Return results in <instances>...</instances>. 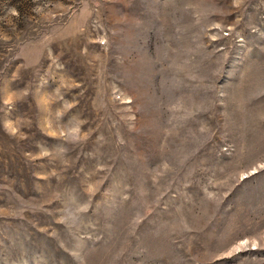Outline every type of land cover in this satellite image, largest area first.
<instances>
[{
	"label": "rangeland",
	"instance_id": "rangeland-1",
	"mask_svg": "<svg viewBox=\"0 0 264 264\" xmlns=\"http://www.w3.org/2000/svg\"><path fill=\"white\" fill-rule=\"evenodd\" d=\"M0 264H264V0H0Z\"/></svg>",
	"mask_w": 264,
	"mask_h": 264
}]
</instances>
